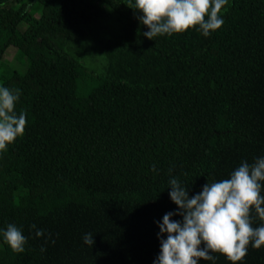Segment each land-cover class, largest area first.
I'll return each instance as SVG.
<instances>
[{"label":"trees","instance_id":"16d2710c","mask_svg":"<svg viewBox=\"0 0 264 264\" xmlns=\"http://www.w3.org/2000/svg\"><path fill=\"white\" fill-rule=\"evenodd\" d=\"M134 5L0 0V87L20 90L14 111L27 120L0 151V264H153L156 222L177 209L172 177L191 197L264 156V0H228L207 37L197 25L148 39ZM26 15L35 18L21 29ZM111 18L114 33L93 38ZM91 39L105 60L99 75L63 49ZM9 46L21 69L4 60ZM251 215L253 227L264 223ZM9 223L28 238L23 253L4 239ZM235 264H264V245L250 243Z\"/></svg>","mask_w":264,"mask_h":264},{"label":"clouds","instance_id":"9594fccd","mask_svg":"<svg viewBox=\"0 0 264 264\" xmlns=\"http://www.w3.org/2000/svg\"><path fill=\"white\" fill-rule=\"evenodd\" d=\"M227 2L135 0L134 7H130L141 13L137 19L149 29L143 33L148 39L181 33L197 25L207 37L223 25L220 13ZM19 96V89L0 87V151H5L7 145L24 134L26 114L21 112L17 115L14 111ZM152 170L156 171L155 165H152ZM168 183L171 189L169 198L177 209L165 213L161 221L156 222L160 253L153 264H198L201 259L215 264L217 257L214 253L223 254L235 264L243 261L250 243L255 249L264 245V223L253 227L251 215L254 211L264 221V156L252 163L241 161L229 178L206 182L201 191L191 197L188 185L178 178L172 177ZM173 216L182 219L174 220ZM30 227L36 229V237L45 233L35 224ZM3 236L13 252L25 251L28 238L21 228L9 223ZM83 241L91 248L94 245L93 234L85 233ZM40 250L44 252L46 248L42 245Z\"/></svg>","mask_w":264,"mask_h":264},{"label":"rangeland","instance_id":"374dc122","mask_svg":"<svg viewBox=\"0 0 264 264\" xmlns=\"http://www.w3.org/2000/svg\"><path fill=\"white\" fill-rule=\"evenodd\" d=\"M34 18L35 16L26 15L20 28H25ZM112 19L101 20L99 22L101 29L96 27L93 30V38H97L98 36L101 38L110 37L116 30V24ZM63 49L83 62L88 72L98 75L104 72L102 67L105 63L104 56L101 46L95 40H84L81 43L77 42L70 46H63ZM22 58V54L13 46H9L4 53V60L15 69H21ZM77 84L78 94L85 95L88 90V84L83 79H79Z\"/></svg>","mask_w":264,"mask_h":264}]
</instances>
